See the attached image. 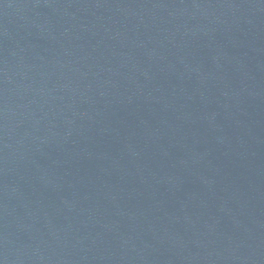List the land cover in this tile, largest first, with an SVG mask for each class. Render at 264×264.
I'll list each match as a JSON object with an SVG mask.
<instances>
[{"label": "water", "instance_id": "obj_1", "mask_svg": "<svg viewBox=\"0 0 264 264\" xmlns=\"http://www.w3.org/2000/svg\"><path fill=\"white\" fill-rule=\"evenodd\" d=\"M0 264H264V0H0Z\"/></svg>", "mask_w": 264, "mask_h": 264}]
</instances>
